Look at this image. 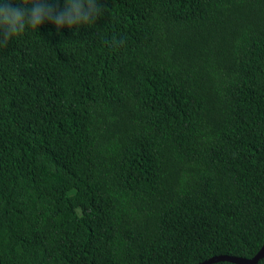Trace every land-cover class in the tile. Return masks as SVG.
<instances>
[{"label": "trees", "instance_id": "16d2710c", "mask_svg": "<svg viewBox=\"0 0 264 264\" xmlns=\"http://www.w3.org/2000/svg\"><path fill=\"white\" fill-rule=\"evenodd\" d=\"M100 2L0 47V264L253 258L264 0Z\"/></svg>", "mask_w": 264, "mask_h": 264}, {"label": "clouds", "instance_id": "9594fccd", "mask_svg": "<svg viewBox=\"0 0 264 264\" xmlns=\"http://www.w3.org/2000/svg\"><path fill=\"white\" fill-rule=\"evenodd\" d=\"M105 11L100 0H0V47L46 22L57 32L91 28Z\"/></svg>", "mask_w": 264, "mask_h": 264}, {"label": "water", "instance_id": "95a60500", "mask_svg": "<svg viewBox=\"0 0 264 264\" xmlns=\"http://www.w3.org/2000/svg\"><path fill=\"white\" fill-rule=\"evenodd\" d=\"M264 257V242L259 252L251 259H243L237 257L218 256L205 260L199 264H214L222 261H228L235 264H256L260 259Z\"/></svg>", "mask_w": 264, "mask_h": 264}]
</instances>
